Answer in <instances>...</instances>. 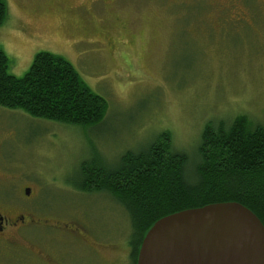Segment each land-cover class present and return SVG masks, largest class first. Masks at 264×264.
<instances>
[{
	"label": "rangeland",
	"instance_id": "rangeland-1",
	"mask_svg": "<svg viewBox=\"0 0 264 264\" xmlns=\"http://www.w3.org/2000/svg\"><path fill=\"white\" fill-rule=\"evenodd\" d=\"M4 2L8 73L61 57L107 110L82 127L0 108V213L25 217L0 234V264H132L127 214L76 188L81 165L116 168L167 132L190 172L207 123L264 128V0Z\"/></svg>",
	"mask_w": 264,
	"mask_h": 264
},
{
	"label": "trees",
	"instance_id": "trees-1",
	"mask_svg": "<svg viewBox=\"0 0 264 264\" xmlns=\"http://www.w3.org/2000/svg\"><path fill=\"white\" fill-rule=\"evenodd\" d=\"M7 17L0 0V25ZM0 47V108L64 125L100 123L105 101L92 93L74 67L47 52L35 55L25 75L8 73ZM198 161L172 148L170 134H160L139 153L124 154L116 168L99 155L84 162L76 188L109 196L130 221V260L136 264L141 242L151 226L166 216L211 204L238 203L264 227V128L245 116L231 122L207 123L197 148Z\"/></svg>",
	"mask_w": 264,
	"mask_h": 264
},
{
	"label": "water",
	"instance_id": "water-1",
	"mask_svg": "<svg viewBox=\"0 0 264 264\" xmlns=\"http://www.w3.org/2000/svg\"><path fill=\"white\" fill-rule=\"evenodd\" d=\"M136 264H264V227L233 202L178 212L151 226Z\"/></svg>",
	"mask_w": 264,
	"mask_h": 264
},
{
	"label": "flooded vegetation",
	"instance_id": "flooded-vegetation-1",
	"mask_svg": "<svg viewBox=\"0 0 264 264\" xmlns=\"http://www.w3.org/2000/svg\"><path fill=\"white\" fill-rule=\"evenodd\" d=\"M85 12L88 13V11ZM90 12L92 14L93 10H90ZM23 224H25L24 216H16L14 217V220H12V218L9 215H6L5 213H0V234H2L9 227L19 228Z\"/></svg>",
	"mask_w": 264,
	"mask_h": 264
}]
</instances>
